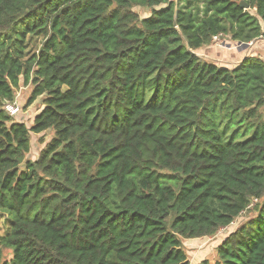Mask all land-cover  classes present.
Masks as SVG:
<instances>
[{"label":"trees","instance_id":"obj_1","mask_svg":"<svg viewBox=\"0 0 264 264\" xmlns=\"http://www.w3.org/2000/svg\"><path fill=\"white\" fill-rule=\"evenodd\" d=\"M222 36L264 40V0H0V264H190L254 200L215 264H264V61L192 53Z\"/></svg>","mask_w":264,"mask_h":264},{"label":"rangeland","instance_id":"obj_2","mask_svg":"<svg viewBox=\"0 0 264 264\" xmlns=\"http://www.w3.org/2000/svg\"><path fill=\"white\" fill-rule=\"evenodd\" d=\"M133 11L137 13L141 18L148 17L152 9L145 7H134ZM30 37V36H28ZM29 41V38H28ZM31 41V40H30ZM43 38L40 37L38 41H31L28 52L38 53L42 47ZM198 57L201 59L212 62L220 67H234L235 64H240L246 57H255L264 61V40L259 39L253 41L252 43L245 45L234 42L228 36H222L214 38L213 42L206 47L195 51ZM33 91V86L31 84L25 86L21 84V87L17 90L15 96V102L21 107V113L14 117L17 121H23L28 126H31L35 115L40 112L43 105V98H38L34 104L27 108V102ZM264 118V110H263ZM55 135L53 129L48 130L42 134H32L31 135V150L27 155V159L37 160L44 149L52 141ZM22 170H25V164L21 166ZM263 200V199H262ZM262 200L259 203H262ZM258 200H254L252 204V209L247 210L241 216H239L234 223L226 228L221 229L216 235L208 238L201 239H185L181 238L183 243V249L188 255L190 264H203L204 262H209L210 264H215L219 260L218 249L225 241L226 238L230 236L233 232L238 230L247 221L255 216L254 205L257 204ZM250 207V208H251ZM8 216L0 214V230L1 233L7 232ZM6 257L10 258L11 255L6 251Z\"/></svg>","mask_w":264,"mask_h":264},{"label":"built area","instance_id":"obj_3","mask_svg":"<svg viewBox=\"0 0 264 264\" xmlns=\"http://www.w3.org/2000/svg\"><path fill=\"white\" fill-rule=\"evenodd\" d=\"M3 110L10 116V117H17L21 113V107L16 104V102H7L3 106Z\"/></svg>","mask_w":264,"mask_h":264},{"label":"water","instance_id":"obj_4","mask_svg":"<svg viewBox=\"0 0 264 264\" xmlns=\"http://www.w3.org/2000/svg\"><path fill=\"white\" fill-rule=\"evenodd\" d=\"M241 6H244V7H246L247 8V6L244 4V2L243 3H241ZM240 44H242V43H240ZM245 45H248V44H245ZM194 55H197L198 56V54L196 53V52H192Z\"/></svg>","mask_w":264,"mask_h":264},{"label":"crops","instance_id":"obj_5","mask_svg":"<svg viewBox=\"0 0 264 264\" xmlns=\"http://www.w3.org/2000/svg\"><path fill=\"white\" fill-rule=\"evenodd\" d=\"M237 65H239V64H238V63H237V64H235V66H237ZM235 66H234V67H235ZM231 68H233V67H231Z\"/></svg>","mask_w":264,"mask_h":264}]
</instances>
